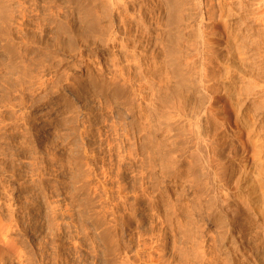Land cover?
Instances as JSON below:
<instances>
[{
    "label": "rangeland",
    "instance_id": "1",
    "mask_svg": "<svg viewBox=\"0 0 264 264\" xmlns=\"http://www.w3.org/2000/svg\"><path fill=\"white\" fill-rule=\"evenodd\" d=\"M197 1L199 11L179 29L182 44L200 29L211 46L208 93L191 99L213 110L215 123L211 167L191 170L194 158L182 162L171 139L162 146V123L147 143L151 128L136 127L134 103L126 108L99 90L115 80L130 95L155 70L158 97L176 91L170 39L178 25L164 0H0V220L12 222L9 233L0 230V264H131L144 249L158 264H199L201 245L225 264H264V210L246 197L264 190V0ZM81 29L84 37L67 45ZM235 41L245 45L235 54L244 66L229 60ZM244 117L258 130V156ZM120 141L139 151L154 145L149 169L119 167ZM176 171L180 183L165 179ZM213 172L227 180L223 188ZM146 184L161 191L143 192Z\"/></svg>",
    "mask_w": 264,
    "mask_h": 264
},
{
    "label": "bare ground",
    "instance_id": "2",
    "mask_svg": "<svg viewBox=\"0 0 264 264\" xmlns=\"http://www.w3.org/2000/svg\"><path fill=\"white\" fill-rule=\"evenodd\" d=\"M161 2H162V0H161ZM164 2H166L167 6H168V15L170 17L169 21H172V24L174 23L175 25H178L177 26L178 31L176 32V35L174 33L175 42H173V39H170L171 42L174 43L173 47H172L173 50L171 49L174 52V54L172 53V55H174V58L172 60L173 63L170 61L169 64L172 63L173 66L170 68L171 65L170 66H169V64L167 65V66H169V68L171 70L173 69L171 71V75H174L178 81L177 82L178 87H177L176 91L174 93H172V95H169V96L159 95V97H158V93L161 89V86L154 84L155 80L152 81V79H154V77H155V79H157L156 73H154L155 70H148L149 75L148 74L145 75L144 79L145 78L146 79L144 80L145 81L144 85L141 84V86H139L138 84L136 85L134 81H132L134 83H133V85H130L131 86L130 87V90H131L130 95L126 91L127 92L126 94H128L130 96L129 100L125 94L126 88L123 86L126 84H120L115 80H113L111 82H105L104 84L100 83V86H99L100 89L99 90L104 92L107 97L115 99L117 101L115 103H117V104L119 103L121 105H122V103H124V104L129 105V107H126V108H131L132 104L134 103L135 106L133 105L134 107L131 109L130 113L135 114V115H132L133 118H135L136 114H140L139 116L137 115L136 119H135L136 120V124H135L136 127H138L139 129H144V127L147 125L148 127H146V129L148 128V130H149L151 128L150 129L151 131L149 132V134L146 133V135H148L149 136L148 138L150 139V141H147V143H151V141H152V144L154 143L155 137L153 136V138H154L153 139L151 137V133H153L154 128H157L162 123L163 126L165 128H167L168 133H169V135H167V136L164 135V140L161 142L163 147L167 146L166 144H168V143H166V142H168V139H171L172 144L175 146L176 153H179L178 157L182 162H187V159H189V158H194L196 160V161H194L195 165H192L193 160H191L188 163L187 168H189L191 170L195 169L193 167L196 166V163H197V165L200 164L204 169L210 168L211 163L213 162L212 161L213 155L211 154V147L209 144L208 137L210 135L211 125H213L215 123V119H214L215 113L212 112L213 110L210 111L206 107L194 106L192 104L193 101L191 99L192 98L191 95H192V93H195V92H196V94H197V92H201L204 96H206L204 93H208L209 85L207 83H209V81L207 80V78L209 79V77H208L209 75L206 74V65L211 60L209 54L212 50H211L210 44L205 39L204 33L202 30L197 29L194 31L193 30L190 31L189 38L192 40L186 44H182V42H184V40H183L184 39V33H182L179 29L180 25H183L186 22L188 23V19L191 17L193 12L197 13V11H199L200 5H199L197 0H189V1L188 0H164ZM84 14H86V13H84ZM226 16L227 15L224 14L223 19ZM83 17L85 18L86 16H83ZM87 17L91 18V21H89L90 20L89 19L87 21V23H88V25L92 26V24H89V23H92L93 18L90 17V14ZM183 27H184V25H183ZM89 30L92 31V29H89ZM95 30H96V27H95ZM174 31H176V30H174ZM84 33H86L85 30L81 29L80 32L74 33L75 35L70 36L68 34L70 36V38H68L69 40H67L68 42L66 41L67 42L66 44L70 45V44H73L74 42H76V40L82 39L84 37ZM185 37H187V39H189L187 34ZM239 44H240L239 42L235 41L229 45V50H230L229 51L230 52L229 53V60L233 61V59H236L235 64L238 63V66L240 67L241 65H243L242 63H239V62H242L241 61L242 58L238 59V58H240V56L238 58H236L237 56L235 54L241 51L240 50L241 46L243 48V46H245V45H241L242 43L240 45ZM242 51H244V50H242ZM6 54H10V53L7 51ZM241 55H242V53H241ZM192 56L196 57V58H189ZM8 57H9V55H8ZM170 58H172L171 54H170ZM164 62H165L164 65H166L167 62L165 60H164ZM196 63H198V65H196ZM158 69L159 68H156V71L159 72ZM163 72H165V71H163ZM120 79H122V78H120ZM138 82H140V81H138ZM126 83H128V82H126ZM130 84H131V82H130ZM159 86H160V88H159ZM228 87H230V88H228L227 91L229 92V94L233 98H235L233 101H236L237 100V94H239V92L238 91H237L238 93L236 92V90H235L236 88H233L231 86H228ZM210 90H211V88H210ZM118 95L123 100L122 103H121V101L118 100ZM207 96H209V95H207ZM158 100H159V102H158ZM200 104H202V103H200ZM160 105H162V106H160ZM209 105H210V102H209L208 106ZM234 106L236 107L235 108L236 115L239 117H242V113H240L241 104H238L235 102ZM209 108H210V106H209ZM240 123L243 126L247 125L248 132L250 134L248 137V141L253 145L255 156H258V154H260V152H261V145H262L260 137L258 136V133H257L258 130L254 129V125L252 123H250V121L245 117L240 121ZM148 130H147V132H148ZM259 141H260V143H259ZM152 144H150V145L148 144L149 146H147L146 148L144 146L142 147L140 145L141 147H139V148L141 149V151H139L137 148L138 146L135 145V142H133V143L130 142L129 147L125 149V144L122 141H120V143L117 145L119 146V148H121L123 150H119L117 148L116 164L119 167L120 166L123 167L124 165L129 163V165L131 164L130 167H132V168L139 164V166L141 168L148 166L147 168L149 169V167L153 163L151 161V159H153V155L151 154V152H153L154 149H156L154 145L151 146ZM170 145H171V143H170ZM157 152H158L157 154H159V156H160V162L166 164L167 163V159H166L167 152H166V150L164 151L162 148H160V151H157ZM153 154H155V153H153ZM137 161H138V163L136 164ZM134 164H136V165H134ZM200 165H199V167H200ZM167 167L169 169V167H171V165H169ZM166 172H168V171H166ZM200 173H198V175H200ZM183 174H184L183 171L181 173L179 171H176L171 176H169V175L166 176L165 179H167V177H169V180H170L169 182H173L174 184L180 183L177 181H182V175ZM209 175L210 174H208V177H206L207 179H205L207 182L210 181ZM202 177L204 178V176H202ZM218 178H219V174H217V172H213L212 181H214L216 179L219 180L220 182L222 181L221 182L222 184L220 186L223 188L226 185L227 180L220 179V178L218 179ZM193 182H195V181H193ZM205 182H203V183L205 184ZM207 182H206V184H207ZM209 186H210V184H209ZM183 188L184 187H180V188L176 187L175 191L181 192V191H183ZM210 188L211 187H207L206 189L210 190ZM263 188H264V186H263ZM146 190L151 195L154 194L155 192L159 193L161 191L160 187L157 188V186H151L149 184L145 185L143 192H146ZM257 191H258L257 188L255 190L252 189L251 191H249V193L246 194L247 202L254 205V206H258V209L260 208L261 210H264V205H263V203H264V190L261 191L260 193H258ZM201 192L202 193L205 192L203 190V188H202ZM256 193L258 194L259 197L257 195H255ZM252 200H253V203H251ZM46 216H49L46 219L49 218L47 220V222L49 224H51L53 221V219H52L53 216H50L49 214ZM11 226H12V222H10V221L4 222L3 220H0V230L3 234L9 233V230H12ZM106 230L107 229H105V231ZM107 231L109 232V230H107ZM108 232H106V235H105L107 239L110 238V236L108 235L109 234ZM101 239H102V242L104 243L105 241L103 240V238H101ZM221 241L223 242L222 239H221ZM205 243H207V242H205ZM144 250H140V251L137 250L135 252V257L133 258V260H131V264H158L161 261V259H159V258L157 260H154L150 256V252H146ZM144 252H146L147 254L144 255ZM197 255L199 256V257L198 256L197 257L200 259V261L198 259L199 264H225V263H223L221 258L207 257V254L205 251V246L203 247L202 245L198 247ZM256 255H257V252H256ZM144 256L146 257L145 259H143ZM163 262L167 263V258L165 257V255L163 256ZM128 263H130V262H128ZM120 264H127V262L124 260V261H121Z\"/></svg>",
    "mask_w": 264,
    "mask_h": 264
}]
</instances>
